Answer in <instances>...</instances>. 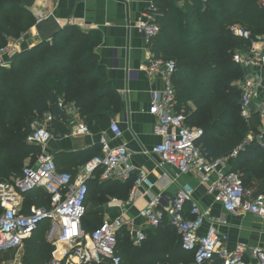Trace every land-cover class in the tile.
Instances as JSON below:
<instances>
[{
  "label": "trees",
  "instance_id": "16d2710c",
  "mask_svg": "<svg viewBox=\"0 0 264 264\" xmlns=\"http://www.w3.org/2000/svg\"><path fill=\"white\" fill-rule=\"evenodd\" d=\"M175 1L153 0L159 31L148 45L155 59L175 62V109L185 116L188 128L202 131L195 145L209 160H226L260 125L257 118L245 121L240 116V91L233 85L242 71L232 55L235 50H247L250 41L233 38L228 28L240 25L251 33V39L264 34V0H183L182 7ZM34 2L0 0V47L35 25L30 11ZM100 41L98 32L83 33L67 26L51 41L38 42L17 54L8 69H0V182L18 176L22 163L29 160L34 164L40 154L39 146L25 142L36 116L52 115L54 137L69 134L70 117L60 101L74 107L76 117L94 134L105 131L111 116L122 109L120 96L94 52ZM99 154L98 144L71 157L75 164L83 165ZM252 168L264 179V148L255 142L238 150L229 171L241 175L246 188V175ZM99 175L97 172L87 182L88 207L82 220L86 233L103 222L100 196L109 192L126 200L134 183L133 175L123 183H100ZM25 200L27 209L50 204L42 189L26 194ZM47 228V221L40 223L24 241L22 264H43L52 258L54 246L45 239ZM174 231L165 220L147 230L136 246L122 228L116 235V254L122 264H176L184 257L193 261V255L181 249Z\"/></svg>",
  "mask_w": 264,
  "mask_h": 264
},
{
  "label": "built area",
  "instance_id": "2783aa9c",
  "mask_svg": "<svg viewBox=\"0 0 264 264\" xmlns=\"http://www.w3.org/2000/svg\"><path fill=\"white\" fill-rule=\"evenodd\" d=\"M154 9V5H151L145 21L137 27L147 44L159 31L152 13ZM228 30L233 38L250 41L249 48L235 50L232 59L242 71V77L237 82L240 116L245 121L257 118L260 122L257 133L245 144L255 142L264 148V36L251 39V33L236 24ZM17 53L16 45L9 41L0 47V69H8ZM175 67L172 60L155 58L141 67L149 75H160L164 82L163 89L152 92L150 96L148 113L155 118L153 134L161 138L151 152L164 165L181 173H195L225 212L231 215L250 214L264 220V195L252 197L251 192L243 186L241 175L225 170L224 158L209 160L203 150L195 145L202 131L188 128L185 116L175 109L172 84ZM59 106L69 117L76 116L75 108L71 105H64L60 101ZM53 121L49 113L33 119L25 142L39 146L40 154L34 164L24 166L18 176L0 182V253L21 249L38 225L47 221L46 241L54 245H67L70 249L64 257H53L43 264H122L120 256L116 254L117 233L127 227L133 244L138 246L145 239L144 232L133 229L121 219H106L91 233H86L82 220L86 211L87 182L95 179L97 172H100L102 181H126L134 175L130 202L138 186L152 187L148 174L132 165L125 146L112 147L104 133L99 135L98 140L100 154L82 165L75 175L58 171L53 158L43 152L47 143L54 139ZM109 130L115 138L122 134L114 121L110 122ZM75 132L82 135L91 133L83 122L77 125ZM241 149L242 146L233 151L230 157L234 158ZM36 189H42L49 196V207L32 206L25 212L22 201L26 194ZM110 205L120 206V203L112 199ZM139 216L151 228L158 227L166 220L178 233L181 249L193 255V264H211L216 260L221 264H264V249H249L238 244L232 251L228 250L227 237L213 225L208 226L203 234L199 233L208 212L193 202V188L188 184L170 198L162 195L152 197ZM246 254L253 260H246Z\"/></svg>",
  "mask_w": 264,
  "mask_h": 264
},
{
  "label": "crops",
  "instance_id": "0c3cea01",
  "mask_svg": "<svg viewBox=\"0 0 264 264\" xmlns=\"http://www.w3.org/2000/svg\"><path fill=\"white\" fill-rule=\"evenodd\" d=\"M175 3L182 7L184 1L176 0ZM151 5H154L153 0H35L30 11L36 23L53 16L62 28L70 26L83 33L100 34L101 41L94 52L123 103L122 109L110 118V122L114 121L119 126L122 132L120 137L115 138L110 132V123L101 133L77 134L75 129L82 121L75 116L69 118V134L54 137L44 147L43 152L56 160L58 171L75 175L82 165L74 163L72 154L98 145L99 135L104 133L112 147L125 146L128 149L132 165L147 172L152 187L138 186L130 202L128 201L133 185L126 200L111 197L102 207L105 211L102 221L121 219L126 225L143 231L145 235L151 227L140 218V211L148 205L152 197L162 195L170 198L179 188L188 184L193 188V202L201 210L208 212L200 234L213 225L219 233L227 237L228 250L232 251L238 244H243L249 249H264V220L250 214L231 215L225 212L221 204L207 192V186L200 182L195 173H181L164 165L159 157L151 152L161 138L153 134L155 118L148 113L150 96L152 92L162 90L164 82L160 75H149L141 70V67L148 65L154 57L144 35L137 29L138 25L145 21ZM34 26L24 34L23 51L32 47L34 42H39ZM262 72L264 75V69ZM252 135V132L247 134L242 147L246 141L251 140ZM233 159H226L225 170L229 171ZM246 168L251 167L247 165ZM98 180L100 183L105 182L100 180V177ZM246 180V189L251 192L252 197L264 195V179H261L254 168L246 175ZM112 199L118 200L120 206L110 205ZM22 202V209L27 212L25 198ZM130 238L132 240V236ZM23 248L24 246L17 251H23ZM69 249V246L64 244L54 245L52 258L64 257ZM17 251L0 253V256ZM245 257L248 261L253 260L248 254ZM19 263L22 264V256H17L13 262L2 264ZM176 264H193V261L184 257ZM211 264L221 262L216 260Z\"/></svg>",
  "mask_w": 264,
  "mask_h": 264
},
{
  "label": "rangeland",
  "instance_id": "374dc122",
  "mask_svg": "<svg viewBox=\"0 0 264 264\" xmlns=\"http://www.w3.org/2000/svg\"><path fill=\"white\" fill-rule=\"evenodd\" d=\"M32 28V27H31ZM27 32V31H26ZM22 33L20 34V36H18L17 38H9V42L12 43V44H15L16 47H17V51L18 53L17 54H20V53H23V42H24V34L26 33ZM264 36V34H260V35H257L254 37V39L256 40V37H262ZM38 43L37 41L34 42L33 44H36ZM237 82L238 80H236L233 85H235L237 87ZM238 88V87H237ZM259 128V127H258ZM258 131V130H257ZM254 134V133H253ZM31 164L29 160H26L24 163H22V167L26 166V165H29ZM112 197L111 193L109 192H105L104 194H102L100 196V198L98 199V205L103 207L105 206L109 199ZM88 207V205H87ZM86 207V208H87ZM54 246V244H52ZM56 246V245H55ZM23 254V251L20 250V251H17V252H14V253H10V254H7V255H3V256H0V263L2 264L3 262H13L17 256L21 257ZM139 263V262H138Z\"/></svg>",
  "mask_w": 264,
  "mask_h": 264
},
{
  "label": "water",
  "instance_id": "95a60500",
  "mask_svg": "<svg viewBox=\"0 0 264 264\" xmlns=\"http://www.w3.org/2000/svg\"><path fill=\"white\" fill-rule=\"evenodd\" d=\"M62 27L58 25L53 16H48L45 19L35 24L34 30L39 39V42L51 41L57 34L62 31Z\"/></svg>",
  "mask_w": 264,
  "mask_h": 264
}]
</instances>
